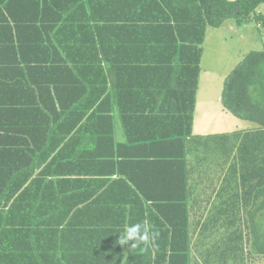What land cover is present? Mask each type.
Here are the masks:
<instances>
[{"label": "crops", "instance_id": "obj_1", "mask_svg": "<svg viewBox=\"0 0 264 264\" xmlns=\"http://www.w3.org/2000/svg\"><path fill=\"white\" fill-rule=\"evenodd\" d=\"M147 7H151L152 11L148 12ZM156 7L155 0H138V41H127L126 38L129 37L127 35L117 36L114 42L119 44L115 46L108 44L105 48L109 57L138 61V66L130 64L133 68L128 69L135 73V78L138 77L136 81L138 97L130 99V102L138 107V114L125 122L133 131L132 141L126 134L118 109L106 104L104 108H107V111L110 109L106 113L111 122L108 123L107 120L103 125L105 136L99 143L101 150L110 154L118 150L125 153L137 152L136 162L124 169L134 176L118 175L116 167L119 168L123 162L116 159L110 160L116 167L108 162L103 168L110 174L106 176H31L26 180L15 175L0 176V184L13 185L7 186V191L0 193V199H16L15 201L22 199L21 204L15 208L12 218L18 220L22 216L23 221L26 218L36 221L37 227L29 230H37L38 233L31 238L41 237L42 232L51 230L45 225L50 217L64 215L76 201L85 200L86 215L99 216L107 221L102 222L103 228L100 226L94 228L104 234L102 238L106 247L110 248V251L121 249V256L118 254L111 260V263L115 264H138V248L132 250L130 246L121 248L116 243L124 226L140 222L143 216L148 215L165 220V216L168 217L174 212L175 200L180 199L181 203L186 205L188 214L190 239L188 264H264V254H259L254 248L257 235L264 247V128L233 115L222 104V90L220 92L214 89L212 83H202L205 45L211 28L208 27L202 44L203 55L192 133L184 142L186 151L184 193V179L180 166L176 167L169 155L180 151V143L175 141L177 138L175 135L184 133L185 128L188 129L191 102L188 84L191 83L192 70L188 65L169 64L168 61L179 54L177 51L155 49L150 43L148 38L158 37L155 25L169 22L164 21V15H156ZM123 16L122 14L116 17L106 16L107 19L101 20L98 26L91 24V27L94 29L119 27L126 21ZM169 23L175 22L171 20ZM104 36L109 43L112 34L106 33ZM85 38V45L69 51L76 60L94 56L90 46L91 40L89 41L88 36ZM66 54L60 49L52 52L46 63L31 64V67H52L54 60L61 62ZM25 57L28 59L35 55L32 53L29 56L27 53ZM102 67H107L104 61ZM20 68L25 69V66L22 64ZM25 73H22L24 79L19 83L42 81L60 83L61 89L52 86L51 90L58 105L57 93H61L65 88L63 83H76L65 81L68 76L62 72L52 73L44 70L41 74L39 70L35 77ZM21 87L24 89L18 93L16 99L23 102L33 100L34 95L24 91L27 90L25 89L28 88L27 85L22 84ZM47 95L48 90L45 101ZM159 110L165 112L160 113ZM19 112L15 109L9 114L8 122L4 126L7 131L1 134L8 144L6 148L8 157L13 159L12 162L7 161V166L19 165L15 160L19 159V153L24 150H42L41 153L50 150L45 145H35L34 136L39 132L33 130L32 125L25 123L33 118L31 113ZM8 124H12L14 129ZM162 137L166 138L159 140ZM25 138H28L30 143L24 140ZM91 140L93 141V133L88 132L86 141L92 144ZM73 142L75 146L82 143L78 137L74 138ZM150 152L166 155L167 158L154 160ZM144 155L148 158H141ZM23 164L26 167L28 161ZM20 182L24 185L13 194L12 190ZM10 206L11 204L6 210ZM2 209L4 208H0ZM92 218L94 222L97 221L96 218ZM143 221L148 222L147 219ZM107 223L109 225L106 226ZM60 229H67L66 231L70 232L61 235L59 242L39 241V238L34 244H24L16 249V244L14 246L13 244L18 231L13 226H8L2 230L5 231L4 235L0 236V257L8 255L13 249L23 257L22 260H14V263L88 262L86 259L88 249L86 246L83 247L74 235V231L79 230L78 226L64 225Z\"/></svg>", "mask_w": 264, "mask_h": 264}, {"label": "trees", "instance_id": "obj_2", "mask_svg": "<svg viewBox=\"0 0 264 264\" xmlns=\"http://www.w3.org/2000/svg\"><path fill=\"white\" fill-rule=\"evenodd\" d=\"M157 3L156 15H164V21L173 20L175 23H160L155 25L158 31L157 38H148L153 48L174 50L179 54L169 60V64L191 66L192 78L190 87V109L188 115V129L180 133L175 139L180 143V151L172 153L169 158L176 167L180 166L181 176L184 179V193L186 190V161L185 138L192 133L193 112L195 107L196 91L200 74V62L203 55L202 44L208 27L220 28L227 20L234 19L238 26L248 22L255 14L264 0H155ZM146 9H143L145 11ZM151 12L152 8L147 7ZM124 15L125 22L119 27L98 26L106 16L116 17ZM95 21L94 23H92ZM147 30V29H146ZM148 31V30H147ZM106 33L112 37L105 38ZM131 33V34H130ZM129 36L127 41H138V0H0V176L15 175L26 180L31 176H106L110 175L103 169L110 160H121L119 168L114 162L118 175L134 176L125 171L127 165L136 161L137 152L107 153L102 151L99 143L105 136L106 121L111 122L107 116V104L117 108L121 121L124 123L126 134L132 141L131 127L125 125L127 119L138 114V107L130 99L138 97V77L129 71L135 60H124L109 57L105 51L108 44L115 46L117 36ZM91 40L90 46L94 56L83 57L76 60L69 51L85 45L87 37ZM60 49L67 53L61 62L54 60L52 67H31V64L46 63L52 52ZM33 53L35 57L26 58ZM187 54V55H186ZM42 55V56H41ZM41 56V57H40ZM103 61L106 68L102 67ZM163 62V60H160ZM25 66V69L20 67ZM86 67V68H81ZM138 68V67H135ZM75 69V70H74ZM40 70L48 72L66 73L65 81L76 83H63L65 88L57 93L59 105L56 103L51 90L52 86L61 89L60 83H19L22 73L27 72L35 77ZM26 75V73H25ZM51 79V78H50ZM27 85L28 94L34 99L28 102L16 99L18 93ZM48 90L47 101H45ZM222 104L225 109L239 119L254 122L264 128V51H251L236 66L225 79L222 91ZM18 109L19 113L29 111L31 118L28 122L32 129L39 132L34 136L36 146H47L50 150H24L19 153V165L7 166L8 144L3 133L8 122L9 114ZM160 113L165 111L159 110ZM18 113V112H17ZM21 117V115L19 114ZM19 117V118H20ZM8 126L13 127L12 124ZM88 132L93 133L92 144L86 141ZM82 143L75 146L74 138ZM84 138V140H83ZM162 137L159 140H164ZM24 140H29L28 138ZM30 143V141H28ZM22 141L20 145H22ZM50 152V153H49ZM154 160H166V155L150 152ZM141 158H148L146 155ZM25 160V161H24ZM28 161L24 167L23 163ZM36 162L34 165L29 166ZM93 166L99 167L95 169ZM13 167L12 170L9 168ZM115 172V170H114ZM113 172V174H114ZM112 175V174H111ZM23 182L17 183L13 194L21 190ZM7 184H0V193L7 191ZM0 199V236L4 235L8 226H13L16 231L15 248L24 244H34L36 241L48 240L51 243L59 242L61 235L67 229L61 230L64 225L78 226L79 231L74 235L83 247L88 249V262L84 264H115L111 263L121 249L110 251L105 245L104 235L96 228H103L102 222H107L99 216L86 215L85 200H78L64 215L50 217L46 222L47 232L37 235L36 221L33 222L23 217L15 220L12 215L15 208L21 204L22 199ZM183 202V201H182ZM11 204L10 208L6 207ZM176 205V206H175ZM174 212L168 217L152 218L151 215L143 216L147 219L151 230L159 233L154 244L138 247V264H188L189 263V229L186 205L180 199L175 200ZM97 219L94 222L92 217ZM69 219V221H67ZM117 224V223H116ZM109 223L106 224V226ZM31 226V227H30ZM53 226V227H51ZM56 227V228H55ZM26 229V230H25ZM72 233V232H71ZM64 239V237H63ZM255 251L264 254V247L260 238L254 241ZM86 252V251H84ZM21 253L16 250L0 257V264L14 263L22 260ZM152 259L153 263H152ZM69 264V263H61Z\"/></svg>", "mask_w": 264, "mask_h": 264}, {"label": "rangeland", "instance_id": "obj_3", "mask_svg": "<svg viewBox=\"0 0 264 264\" xmlns=\"http://www.w3.org/2000/svg\"><path fill=\"white\" fill-rule=\"evenodd\" d=\"M207 36L202 83H212L221 92L225 79L248 53L264 51V4L244 25L230 19L218 29L210 28Z\"/></svg>", "mask_w": 264, "mask_h": 264}, {"label": "clouds", "instance_id": "obj_4", "mask_svg": "<svg viewBox=\"0 0 264 264\" xmlns=\"http://www.w3.org/2000/svg\"><path fill=\"white\" fill-rule=\"evenodd\" d=\"M159 233L151 230L146 221L128 223L124 226L122 232L118 235L116 243L121 247H129L130 250L140 246H147L149 243L154 244Z\"/></svg>", "mask_w": 264, "mask_h": 264}]
</instances>
